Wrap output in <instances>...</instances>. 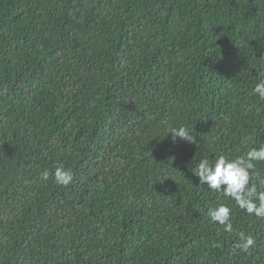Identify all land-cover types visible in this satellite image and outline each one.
<instances>
[{
	"label": "trees",
	"instance_id": "trees-1",
	"mask_svg": "<svg viewBox=\"0 0 264 264\" xmlns=\"http://www.w3.org/2000/svg\"><path fill=\"white\" fill-rule=\"evenodd\" d=\"M262 79L264 0H0V264H264L191 173L264 146Z\"/></svg>",
	"mask_w": 264,
	"mask_h": 264
},
{
	"label": "clouds",
	"instance_id": "clouds-1",
	"mask_svg": "<svg viewBox=\"0 0 264 264\" xmlns=\"http://www.w3.org/2000/svg\"><path fill=\"white\" fill-rule=\"evenodd\" d=\"M253 94L264 100V79L255 84ZM169 133L172 134L173 141L176 138H182L189 143H197V138L191 135L184 126L169 127L168 135ZM262 161H264V146L252 147L244 155L234 159L220 155L210 162L209 159L202 158L194 165L191 173L198 177L200 184L206 185L212 191L223 193L248 214L264 218V179L259 181V188L255 182L256 164ZM53 175L55 182L62 186H67L73 179V174L62 166H57ZM49 177L48 170L40 174L42 181H48ZM231 213L232 209L224 203L209 207L207 210L210 221L218 222L225 232L233 230ZM238 236L239 239L235 243L236 248L247 251L254 244L252 236H246L244 233H239Z\"/></svg>",
	"mask_w": 264,
	"mask_h": 264
}]
</instances>
